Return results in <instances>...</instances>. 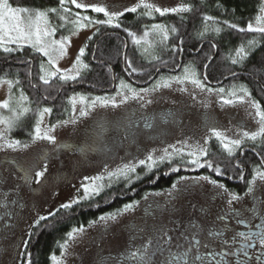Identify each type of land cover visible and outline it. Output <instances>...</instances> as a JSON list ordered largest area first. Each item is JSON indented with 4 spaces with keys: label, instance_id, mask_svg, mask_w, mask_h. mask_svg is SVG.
Returning a JSON list of instances; mask_svg holds the SVG:
<instances>
[{
    "label": "rangeland",
    "instance_id": "obj_1",
    "mask_svg": "<svg viewBox=\"0 0 264 264\" xmlns=\"http://www.w3.org/2000/svg\"><path fill=\"white\" fill-rule=\"evenodd\" d=\"M78 2L97 4L109 11L121 12L125 8H132L143 3L169 9L186 6L181 0H78ZM139 9L143 10L148 17L160 15L143 6L137 7L136 11ZM183 12L185 11L166 14ZM260 16H264V13L261 12ZM45 23L49 29H52L47 16L41 22V27ZM253 25L255 26L256 23ZM163 27L167 30L166 40L163 39V33L157 35L154 28L151 27L146 31L147 36H145V32L143 36L137 38L140 40L139 44L131 42L137 46L140 54L146 60L156 57V47L169 40L171 31L166 26ZM92 31V28L85 27L77 33L67 36L65 53L63 55H60L59 52L53 53L56 67L61 69V73H58L57 76L61 74L74 76L78 70V78L89 70L88 66L84 67L86 64L82 59V56H86L85 49L84 54L80 57V63L75 68L74 65L80 48H84L85 41ZM41 39L49 42L53 39L60 40L56 38V34L41 37ZM6 46L13 50L28 47L39 53L32 46V42L28 41H20L19 44L12 43ZM149 53H154V56L153 54L148 55ZM42 57V63L45 69H48V58ZM186 67L194 70L195 78L202 82L195 65L189 63L179 75H164L150 86L131 85L118 79L116 90L113 93L89 95L73 93L67 99L69 107L67 116L54 124L57 126L50 133L56 137L55 144L43 140L32 143L31 137L36 125L28 127L27 121L24 119L25 115L21 117L16 126L6 135L10 140H19L22 144H29V148L0 150V203L2 212L10 218L7 220V226L0 233L2 235L6 229L5 236H0V245H2L0 264H19L24 241L27 240L34 222L39 216H48L49 212H56L63 203H68L74 198L79 200L84 194L81 185L90 183L86 178L103 176L104 178L96 183L107 186L109 184L108 171H115L124 164L145 159L149 153L154 157L160 156L165 148L171 153L172 148L169 145L182 149L181 154H173L171 157V159H177L180 162L192 159L187 153L193 147L199 146L206 149L207 155L200 157L201 163H203L208 161L212 149L208 143L205 144V140L222 144L221 140L217 139L210 131V128L215 127L228 140L241 139L245 131L258 130V118L255 117V109L250 102L254 100L250 96H245L243 101L238 99L244 95L240 91L241 85L224 89L223 93L208 92L207 88L210 87L203 82L205 89L201 90L191 82V78L183 80L182 83L172 79L173 77L183 79ZM64 70L70 71L64 72ZM204 73L205 71L203 75ZM121 81L130 85L137 92L143 88L153 89L157 84H160V87L146 94L141 93L145 96V100L152 101L145 104L144 107L140 106L143 102L132 99L121 104V96L117 94L118 91L126 92L131 96L127 89L120 88ZM165 82H168V87L163 86ZM15 91L12 94V90L9 91L7 84H0V101L9 99V97L15 101L19 98L21 90ZM96 97H115L117 106L113 107L109 103L108 106L102 107L97 102L95 107L88 108L87 106ZM226 100H231L232 103H225ZM27 103H29L28 100L24 102V106L31 111L32 108L29 105L26 106ZM82 108L88 111V115L80 116ZM39 113L40 111L37 120L42 121L41 129L51 128L52 125L49 122L52 111L43 114L42 117ZM9 115L10 113L6 109L0 108V116L7 117ZM63 121L69 122L59 123ZM3 127L0 125V128ZM12 132H20L25 140L13 138L10 136ZM185 142L190 147H185ZM251 142L254 141L244 138L241 147L234 149L233 152H238L241 148L245 149L246 143L250 144ZM209 160L212 162L211 159ZM37 163V170L45 166L47 168L40 183L36 182L34 173L26 177V170ZM181 177H186V179L182 181L179 177L175 181L178 186H183L179 192L174 189L178 193L172 189L156 194L148 193L145 196L146 199L144 197L143 200L138 201L136 207L131 211H116L112 213L115 214V219L104 221L98 219L95 223L83 227V232L77 233L72 240L68 241V246L63 249V255H61V244L59 245L58 254H55L59 264H100L106 259L116 262L122 254H124V258H127L124 248L129 241L139 240L145 234L158 232L161 224L167 222L169 212L182 208L193 201L201 200L204 203L209 199L207 197L213 195L217 190L209 182L210 180L199 179L204 175L197 172L193 176L184 175ZM123 180V177H112L111 183ZM106 186L103 187L104 190ZM188 186H191L190 190L187 188ZM101 193L102 191L98 195ZM98 195L79 200L78 204ZM74 205L76 204L72 206ZM53 264H57V262L53 261Z\"/></svg>",
    "mask_w": 264,
    "mask_h": 264
},
{
    "label": "trees",
    "instance_id": "obj_2",
    "mask_svg": "<svg viewBox=\"0 0 264 264\" xmlns=\"http://www.w3.org/2000/svg\"><path fill=\"white\" fill-rule=\"evenodd\" d=\"M181 1L189 8L188 11L148 17L139 9L121 16L115 22L120 24L119 28L108 24L88 26L93 31L85 41L86 56H82V59L89 70L75 80L62 81L56 76L45 85L39 80L43 61L39 53L28 47L11 52L0 49V77L19 81V84H13L12 94L17 89L21 90L28 97L29 103L26 106L32 108L25 114L27 126L36 125L38 112L45 107L52 109L50 125L64 119L69 112L67 99L75 92L82 95L113 93L118 79L131 85L150 86L164 75H179L189 63L195 65L201 75L200 79L206 86L227 90L241 85L264 109V34L238 30L246 29L250 22L256 23L255 18L260 16L261 9L264 8V0ZM8 2L12 7L44 12L56 8L58 10L56 13L47 12L50 25L56 29V38L67 37L85 28L76 30L73 24L60 19L65 13L60 11L59 0H8ZM66 7L71 8L69 20L76 19L74 15L76 12L88 15L94 20L107 19L102 13L76 9L71 4H66ZM205 16L215 19L205 21ZM225 21L228 23H224ZM229 24H235L237 28H231ZM155 25L166 26L171 35L165 44L156 47V57L146 60L137 46L131 43L133 38L125 29L134 33L136 38H140ZM250 40H255L256 43L249 47ZM242 45L246 47L248 54L243 60L233 64L235 50ZM152 54L154 56V53L148 55ZM129 61L132 68L136 69L135 72L128 67ZM10 136L25 140L20 132H12ZM217 146L218 142L210 143L212 149L209 159L215 165L232 160L224 157V152L219 156ZM170 185L169 181L163 180L161 189ZM114 195L122 196L124 193L107 188L88 201L69 209H58L54 216L32 227L20 264H53L52 257L58 254V247L65 241L68 232L73 228L87 227L99 217L121 209L120 205L113 204L116 202L113 201Z\"/></svg>",
    "mask_w": 264,
    "mask_h": 264
},
{
    "label": "snow or ice",
    "instance_id": "obj_3",
    "mask_svg": "<svg viewBox=\"0 0 264 264\" xmlns=\"http://www.w3.org/2000/svg\"><path fill=\"white\" fill-rule=\"evenodd\" d=\"M66 4L73 5L76 9H81L84 11L91 10L95 13H103L107 19L105 20H94L92 17L88 15H82L81 12H76L74 15L76 16L75 20H69L68 16L71 14V8L66 7ZM60 5V11L65 13V15H61L60 19L63 21H67L68 23L73 24L74 28L76 30H79V28L88 27L92 24H108L111 26H114L116 28L120 27L119 23H114V21L118 20L121 16L124 15L125 12H136L137 7L143 6L146 9H149L150 11H154L159 13L160 15H164L168 12H177V11H188L189 8L187 6H184L182 8H161L157 7L151 4L143 3L142 5L138 4L135 7L132 8H125L124 11H109L107 8L97 5V4H86L82 2H78V0H59ZM58 10L56 8L48 9L47 12H53L56 13ZM47 12L40 11V10H31L28 8H21V7H12L8 0H0V49H2L4 52H11L13 49L7 47V44L17 43L19 44L20 41H28L32 42V46L36 48V50L42 55L48 58V69H45L44 64L42 63L40 66V76L39 80L47 85L50 81V79L57 76L58 73H61V69L56 67L55 60L53 58L54 52H59L60 55H63L65 53V46L68 42L67 37H62L60 40H51L50 42L47 40H42L41 37H49L54 36L56 29L52 28L49 29L48 25L45 23L43 27H41V22L45 20L47 16ZM261 12L264 13V8L261 9ZM214 17L211 16H205V21H214ZM256 25L254 26L253 23H248L246 29H238L239 31H248V32H257L264 34V16H257L256 18ZM224 23H228L225 21ZM63 27V25H61ZM229 27L231 28H237V25L235 24H229ZM154 30L156 31L157 35H160L163 33V39H167V30L164 29L162 25H155L153 26ZM205 29L207 30V25H205ZM125 31L128 33L130 37L133 38V42L136 44L140 43V40L136 38L135 34L129 31L128 29H125ZM174 32L175 29H172ZM216 31H219V29H216ZM148 33H145V36H147ZM35 36V40L33 41V37ZM256 43L255 40L248 41V46H252ZM84 54V48H80L79 54L76 57V64L74 65V68L76 65L80 63V57ZM248 52L245 46H240L235 50V58L232 59V63L236 64L239 61L243 60L247 56ZM84 67H87V65H84ZM128 67L132 68L131 62H128ZM70 70H64V72H67ZM132 71L135 72L136 69L132 68ZM185 76L182 78L180 77H173L172 79L176 80L178 83H182L183 80L191 78V82L199 87L201 90L205 89V86L202 84V82L195 78V71L191 70L189 68H185ZM79 75V71L77 70L76 75L70 76L66 74H61L59 76V79L62 81L66 80H75L77 76ZM19 84V81H12L7 80L2 77H0V84H7L9 87V91L11 92L13 84ZM164 87H168V82H165ZM35 87V85H33ZM160 87V84H157L153 87V89L149 88H143L140 89L139 92H137L135 89L131 88L130 85L125 84L123 81H121L120 88L127 89L128 92L131 93V96H129L126 92L118 91V95L121 96L120 103L124 104L129 99L132 100H138L143 103H141V107H144L145 104H149L152 101L145 100V96L141 93H148L149 91L154 90L155 88ZM182 91L184 89H181ZM208 92L217 91L220 93L224 92V89H212L207 88ZM240 91L244 94L241 97H238L239 100L243 101L245 96H250V93L247 91L246 88L241 87ZM234 94V93H232ZM83 99V98H81ZM28 100V97L21 92L18 99L13 101L12 97H9V99H5L4 101H0V108L6 109L10 115L7 117L0 116V125H3V128H0V150H3L4 148L16 150L17 148L27 149L29 148V144H22L19 140H10L7 138L6 133L10 131L16 124L20 121L21 117L25 115L30 109L24 106V102ZM97 102H99L100 106L106 107L109 103L112 104L113 107H116V101L115 97L112 98H105V97H96L90 105H88V108L95 107ZM252 104V107L255 109V117L257 119V123L259 125V128L257 131L248 132L245 131L243 133V137L241 139H233L228 140L227 137H223L221 132L218 131L215 127L210 128V131L216 136L217 139L221 140L223 147L226 151L231 154L234 149H238L241 147V144L243 142L244 138H247L252 141H256L258 137H264V109L261 108L260 104L255 101H250ZM13 103H15V106H13ZM225 103H232L231 100H226ZM52 109L45 107L42 110H40V116L42 117L45 113H51ZM88 115V111L85 108L80 109V116H86ZM41 120H37L36 126L33 132V135L31 137V142L35 143L37 141H47L50 144L56 143V137L54 135H51V131L57 126L52 125L51 128H48L46 130L41 129ZM69 121H63L59 123H68ZM75 122V121H71ZM227 141V142H225ZM207 139L205 140V144H207ZM170 148H172V152L170 153L167 148L163 150V154L157 157H154L151 153H149L145 159H140L135 163H127L124 164L122 167L116 169L115 171H108L107 177L109 178V185L111 183L112 177H123L124 179L128 180L129 182L132 179V174L136 172L137 167L140 165L145 166L148 170H151L158 162H163L165 159H171L173 154H181L182 149L176 148L174 145H169ZM185 147H190L185 142ZM189 157H192L188 162L190 164H194L197 167H204L205 165L215 171L217 175L222 174L220 167L213 166V163L211 161H204V163H201L200 157L207 155V150L195 146L192 148L191 151L187 153ZM264 164V161L261 162ZM38 168V163L34 164L30 169L26 170V177L30 176L31 173H34L35 180L37 183L41 182V178L44 177L45 172L47 171L46 166L44 168ZM172 171H177L176 168H172ZM254 175L251 180L248 181V188L245 193V195H254L255 194V188L254 184L257 179L264 181V171H262L259 167L253 170ZM103 176H97V177H88L86 178L88 181H90L89 184H82L81 187L83 188V196L79 198V200L88 199L92 195H98L100 191H102L103 187L106 185L98 184L97 181L102 180ZM186 177H180V180H185ZM199 179L209 181V177L204 176L200 177ZM214 186L223 189L225 192H227V189L223 184H217L215 180L209 181ZM178 187L177 184L172 185V189H176ZM146 199V197H145ZM241 197L236 194L228 193V199L226 200V203L228 207L231 209L234 201H239ZM78 199H72L68 203H63L59 207L61 209H69L72 207L73 204L79 203ZM138 202H132L129 204H125L123 209L118 210V212H126L131 211L136 207ZM58 211V210H57ZM233 214L238 215V210L233 209ZM55 212H49L48 216H39L38 219L34 222L33 227L38 225L41 221L47 220L48 217L54 216ZM115 214H110L108 216H101L99 217V220L104 221L106 219H115ZM223 220L224 217H221ZM90 223H95L90 222ZM236 223L244 224L245 221L241 219H237ZM227 226H225L226 228ZM259 230L253 232L250 229L247 231H236L235 234L231 237V239H225L224 238V231H217L215 233L209 232L208 235L211 237L210 243L214 240H219L220 245L224 246L226 248V251L219 253L220 259L217 260V253L208 251L206 255H201L199 253V248L201 246L200 241L193 238V240L190 242L189 250L195 249L196 254L192 258V260L188 259L189 251H185L182 256H174V260H181L183 261V264H193V260L199 261L200 264H224L225 257L229 255H233L232 249L238 244L239 250L243 251L245 255H247V249L253 247V241L258 242L259 249L261 251L260 255L256 256V260L259 262V264H264V224L257 225L256 226ZM83 227L80 228H73L70 232L67 233V240L63 244L60 245V248L62 249L61 255H63V249H65L68 246V241L72 240L74 236L77 233L83 232ZM164 236L167 237V239L164 240L165 245L171 246V240L172 237L169 236L167 233H163ZM152 241L149 240L148 244H151ZM25 246H27L28 241H24ZM148 244L142 245L140 248H137L135 251H130L128 255L132 257L133 259H137L140 261H143L144 264H149L150 259V253L148 249ZM159 246V245H158ZM203 247L205 249H209V243L203 244ZM163 250V249H161ZM53 261H56L57 264H59V261L57 260V257H52ZM239 264H245V261H240Z\"/></svg>",
    "mask_w": 264,
    "mask_h": 264
},
{
    "label": "flooded vegetation",
    "instance_id": "obj_4",
    "mask_svg": "<svg viewBox=\"0 0 264 264\" xmlns=\"http://www.w3.org/2000/svg\"><path fill=\"white\" fill-rule=\"evenodd\" d=\"M210 143L209 141V147ZM246 146L245 149L241 148L238 152L229 154L224 149L223 144L218 143L216 150L219 152V156L223 155L222 152H224V157L232 159L220 165H215L212 162L214 167H220L222 173L220 175H217L215 171L206 165L197 167L194 164H190L189 160L180 162L177 159H165L163 162H158L151 170H148L143 165L138 166L136 172L132 174L130 182L124 179L122 182L110 183V186L108 184L105 189L108 188L124 193L122 196L114 195L113 201L116 202H110V204L120 205L121 208L125 204L143 200L148 193L156 194L172 189V185L179 177L184 175L193 176L195 172L209 177L210 181L215 180L217 184H223L227 192L213 185L217 190L214 191L213 195L207 197L209 199L206 202L203 203L201 200L193 201L182 208L169 212L167 222L161 224L158 232L145 234L144 237L135 240L138 242H135L134 239L131 240L133 242L129 241L124 248L127 258H124V254H122L116 262L106 259L101 261L100 264H144L143 261L130 257L128 253L135 251L144 244H148L149 240L152 241L151 244H148L150 253L149 264H183V261L174 260L173 257L182 256L185 251H189L188 259L192 260L196 254L194 248L189 250V245L193 238L200 241L199 253L201 255H206L210 250L217 253L216 259L219 260V253L226 251V248L220 245L219 240H214L210 243L209 232L215 233L223 230L224 238L230 240L236 231H247L250 229L255 232L259 230L256 226L264 224V181L259 179L255 181L254 195H245V193L248 188V181L253 178V170L259 167L264 171V164L261 163L264 161V137H258L256 141L250 144L246 143ZM233 158L236 159L233 160ZM208 161L210 160L208 159ZM172 168H176L177 171L173 172ZM163 180L169 181L171 183L170 187L161 189ZM182 187L180 185L176 188L178 192L181 191ZM187 188L189 189L191 186ZM172 190L175 191L174 189ZM228 193L241 197L239 201L233 202L231 209L226 203ZM233 209L238 210V215L233 214ZM221 217H224V219L222 220ZM9 219L2 212V204L0 203V233L7 226V220ZM237 219L244 220L245 223L238 225L236 223ZM225 226L227 227L225 228ZM163 233H167L172 237L171 246L164 244V240L167 237ZM5 234L6 229L0 236H5ZM28 239L29 236L26 241ZM205 243H209V249L203 247ZM26 247L24 244L19 264L23 259V252H25ZM232 251L234 254L225 257L224 264H239L242 260L245 261V264H259L256 256L260 255L261 251L256 241H253V247L247 249V255L239 250L238 244ZM50 261L51 258H49ZM193 264H200V262L193 260Z\"/></svg>",
    "mask_w": 264,
    "mask_h": 264
},
{
    "label": "water",
    "instance_id": "obj_5",
    "mask_svg": "<svg viewBox=\"0 0 264 264\" xmlns=\"http://www.w3.org/2000/svg\"><path fill=\"white\" fill-rule=\"evenodd\" d=\"M205 77V76H204Z\"/></svg>",
    "mask_w": 264,
    "mask_h": 264
}]
</instances>
